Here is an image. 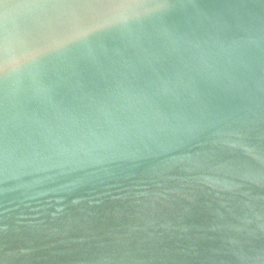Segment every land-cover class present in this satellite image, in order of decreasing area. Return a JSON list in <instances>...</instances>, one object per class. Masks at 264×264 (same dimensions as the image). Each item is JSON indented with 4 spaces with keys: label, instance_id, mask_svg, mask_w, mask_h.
Masks as SVG:
<instances>
[{
    "label": "water",
    "instance_id": "95a60500",
    "mask_svg": "<svg viewBox=\"0 0 264 264\" xmlns=\"http://www.w3.org/2000/svg\"><path fill=\"white\" fill-rule=\"evenodd\" d=\"M0 264H264V0H0Z\"/></svg>",
    "mask_w": 264,
    "mask_h": 264
}]
</instances>
